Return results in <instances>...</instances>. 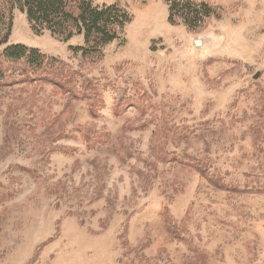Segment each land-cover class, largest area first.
<instances>
[{"label":"rangeland","instance_id":"obj_1","mask_svg":"<svg viewBox=\"0 0 264 264\" xmlns=\"http://www.w3.org/2000/svg\"><path fill=\"white\" fill-rule=\"evenodd\" d=\"M91 2L114 40L0 0V264H264V0Z\"/></svg>","mask_w":264,"mask_h":264},{"label":"trees","instance_id":"obj_2","mask_svg":"<svg viewBox=\"0 0 264 264\" xmlns=\"http://www.w3.org/2000/svg\"><path fill=\"white\" fill-rule=\"evenodd\" d=\"M27 8L28 18L35 28H47L54 33L65 37V41L71 39L77 31L84 33L87 42L107 43L115 39L113 26L124 25V16L115 7L96 8L91 0H16ZM11 3V0H9ZM76 8V9H75ZM75 9V10H74ZM174 10V7L171 8ZM11 25V24H10ZM36 28V29H37ZM11 27L4 40L7 43L11 33ZM90 49L93 48L91 45ZM11 60L20 61L28 57L32 63H44V56L38 50L30 49L22 45L11 46L5 52Z\"/></svg>","mask_w":264,"mask_h":264}]
</instances>
